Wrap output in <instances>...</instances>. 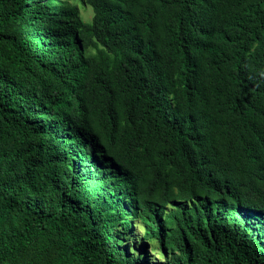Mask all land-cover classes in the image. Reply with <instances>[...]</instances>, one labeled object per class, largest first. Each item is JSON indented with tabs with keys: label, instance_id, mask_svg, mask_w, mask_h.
<instances>
[{
	"label": "trees",
	"instance_id": "trees-1",
	"mask_svg": "<svg viewBox=\"0 0 264 264\" xmlns=\"http://www.w3.org/2000/svg\"><path fill=\"white\" fill-rule=\"evenodd\" d=\"M54 1L0 0V264H264V0Z\"/></svg>",
	"mask_w": 264,
	"mask_h": 264
},
{
	"label": "rangeland",
	"instance_id": "rangeland-1",
	"mask_svg": "<svg viewBox=\"0 0 264 264\" xmlns=\"http://www.w3.org/2000/svg\"><path fill=\"white\" fill-rule=\"evenodd\" d=\"M55 6L61 7L64 10H67L69 7L73 5L78 6L79 15L84 22H89L93 16V13L87 5H85L80 0H55L54 1ZM172 208L169 207L168 210H171ZM137 229V230H135ZM116 230L120 231L119 228H116ZM144 233V229L136 226L133 228L132 231L124 232L121 230V234L119 235L120 238L123 240V245L125 248L130 250L135 258L141 257L142 253V247L144 246L145 241L142 240V236ZM148 244V260L154 264L161 263L165 260L162 251L158 248L155 241H152ZM146 259L142 258V261Z\"/></svg>",
	"mask_w": 264,
	"mask_h": 264
}]
</instances>
